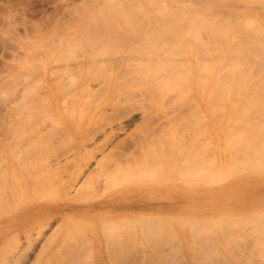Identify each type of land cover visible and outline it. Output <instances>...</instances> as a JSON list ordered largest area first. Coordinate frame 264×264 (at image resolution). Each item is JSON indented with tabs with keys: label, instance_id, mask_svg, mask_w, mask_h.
<instances>
[{
	"label": "rangeland",
	"instance_id": "374dc122",
	"mask_svg": "<svg viewBox=\"0 0 264 264\" xmlns=\"http://www.w3.org/2000/svg\"><path fill=\"white\" fill-rule=\"evenodd\" d=\"M159 1L161 5L168 7L170 13L176 10V13L184 15L181 20L185 19L177 21V27L181 30L175 28L177 33L179 31L178 35L174 30V34L168 36L165 31L161 32L164 38L161 34L157 35L166 39V47L161 45L165 43H161L160 39V43H154L157 39L152 40L153 36L151 40L149 36V39L146 38L149 32H144L145 26L147 25L148 30V25L151 24L144 20V13L146 12V16L148 13L154 15L155 25L158 24L159 29L163 25L159 18L163 19L166 15L173 18L172 15L176 14H169L167 11L162 14L163 9L155 12L158 6L151 9V3L155 4L154 0H0V18L4 17V20H0V77L5 78L1 77L3 81H0V166L7 172V175L0 172V264H264V123L263 126L260 125L263 128L259 134L253 133L256 128L250 126L251 122L256 125L260 120L264 121V104L261 105L264 97L260 95L256 99L264 92L263 87L260 88L262 92H257L259 82L261 85L264 82L257 81L258 78L247 80V86L246 81H241L242 84L246 83V90L241 87L243 85H239V90L245 93L239 91L237 97L210 94L209 86H204L197 77L198 65L194 61L203 47L200 48V41L197 43L190 33L189 36L184 33H192L191 29L196 28L197 23L194 21L192 28L188 25L192 20H186L188 13L184 11V7L191 6L197 12L208 0L156 2L160 4ZM224 3L228 5L222 15L231 16L245 11L264 16L263 3L248 0H227ZM215 9L213 12L219 13L222 10L218 7L219 11ZM151 15L149 18L153 17ZM161 15L162 17H158ZM203 16L205 22H209L212 13H203ZM82 17L88 18L84 20ZM76 21L80 23L75 24ZM46 22L52 25L47 26V35L44 36L40 32L46 28L42 29ZM155 25L152 27H156ZM23 26L28 30L34 26L31 32L25 29L31 35L27 36L25 32V37ZM35 26L41 27L39 32ZM162 29H165L164 26ZM203 30L207 41V29L203 28L202 32H198L203 34ZM33 31L36 36L32 34ZM15 35L18 39L14 41ZM42 35L45 39L47 37V41ZM173 35L181 37H175L178 42ZM199 36L201 35L198 38ZM11 37L14 38L11 40ZM203 37H200L201 41L205 40ZM23 38L28 43L37 45L35 49L41 48L39 55L47 51L48 58L51 55L50 61L44 62L43 57L40 60L37 56L40 49L34 58L30 56L35 49L30 48L33 45L27 46ZM86 38L88 41L85 43ZM90 39L93 40L91 43ZM23 44L26 45V50ZM45 44L47 49L43 46ZM91 44L96 48L93 49ZM178 45L183 48L181 51L177 48ZM197 47L200 48L199 55L197 51L195 57L187 53L188 49L194 50ZM27 48L31 49V53L26 52ZM177 49L179 52H176ZM13 52L19 57H14L16 54ZM152 52L156 54L154 57ZM202 53L199 56L200 62ZM164 54L165 59H160L161 62L165 60L164 67L170 69L175 65L180 66L183 67L180 70L184 69L183 73L190 67L187 82L184 78L189 93L184 91L186 85L183 84L184 88L178 85L180 77L187 75L179 69L174 72L177 67L167 70H173L172 74L169 72L167 75V68L159 65L160 60L157 58L158 72L152 70L153 67L156 69L155 57L158 55L161 58ZM88 55L93 60L90 59V63V60L87 63ZM204 57L201 64L208 62ZM209 59L211 62L214 60L213 53ZM108 61L113 62V65ZM125 61L128 63L126 66ZM40 62L43 68L40 67ZM6 63L14 65V69L9 66L11 71L9 67L8 70ZM74 63H79L78 69ZM108 63L111 67L107 66ZM31 64L43 69V72L39 68H36L37 71L33 70L35 68ZM148 64L154 66L150 67ZM114 66L119 68L115 69ZM160 66L164 68L166 78L170 77L167 79L170 81H167L169 88L166 78L163 81L162 73L159 74L163 72L159 69ZM105 68H109L111 72ZM132 69V74L137 76L132 75L131 78L129 76ZM25 70L35 76L30 74L34 81L29 79L32 82L28 83L24 77L23 82L18 79L22 78ZM104 70L107 77L103 76ZM50 72L56 76L52 73L50 77ZM154 73L160 76H154ZM27 74L25 72L24 75ZM86 74H94L97 79H92L93 76L90 77L91 80L85 79L88 77ZM14 75L17 77H12ZM173 79L178 80L177 83ZM155 80V87L159 86L157 89L153 86L156 85ZM159 80L171 92L163 94L161 91L159 94L164 89ZM255 83L257 87L253 85ZM152 93H157V96H152ZM129 94L134 99H130ZM176 94L183 96L178 100ZM250 97L252 100L256 97L253 101L256 106H251L252 102L251 105H246L250 103ZM114 107L118 109L113 110ZM128 110L132 111L127 112ZM255 112L259 116H255ZM116 113L120 115L117 116ZM129 116L131 117L128 119ZM113 117H124L122 123L125 129L115 130L113 141L107 142L111 135L108 120ZM101 122L108 123L105 135L103 132L98 133L102 128L100 126H105ZM117 122L113 123L114 129ZM242 125H247V128ZM98 126L100 130L96 129ZM94 131H98V134ZM253 134L257 137L256 141L250 137H254ZM91 135L94 137L87 140ZM243 137H247L248 141ZM94 151L98 152L96 163H92V174L86 171L74 191L70 190L67 194L62 190V183L69 179L72 168L80 159ZM122 198V203H117ZM34 206H38V209L33 210ZM161 206L167 208L162 209ZM45 207L52 209H45L40 217L34 218V214H39ZM55 207L63 209L55 211ZM27 209L29 211L26 214L24 212ZM31 213L33 215L29 216ZM40 222L46 224L43 234L40 233L43 226Z\"/></svg>",
	"mask_w": 264,
	"mask_h": 264
},
{
	"label": "bare ground",
	"instance_id": "6f19581e",
	"mask_svg": "<svg viewBox=\"0 0 264 264\" xmlns=\"http://www.w3.org/2000/svg\"><path fill=\"white\" fill-rule=\"evenodd\" d=\"M7 1V0H6ZM88 1V0H87ZM114 1V0H113ZM132 1V0H131ZM149 1V0H148ZM151 1V0H150ZM156 1H158V0H154V5H153V2L151 3L152 4V7L149 5V7H151V9H153V8H155V7H157L158 6V9H156V10H154L155 12L156 11H159L160 12V10L161 9H163V10H161V12H162V14L164 13V12H168L169 14H176V15H172V16H177L176 17V19L174 20L173 18H171L170 16L171 15H166V16H163V19H161V18H159L161 21H160V24H163L162 25V28H163V26H164V28L166 29V27L168 26L169 28H167L166 30L164 29H162L161 27V29L163 30V31H161V29H159V27H157V25H155L156 24V19H155V17H154V15H151V14H149L148 13V16H146V12L144 13L145 15H144V20H146L147 22L149 21V24H151V25H148L149 27H148V30L149 29H151V30H146L147 28V25L145 26V29H144V32L146 31V34H148V32H149V34L147 35V37L146 38H148V36H149V38H150V40H151V36H153L152 37V40L153 39H157L156 41H158V42H154V43H160V41H161V43L163 42V43H165V44H161V45H164L165 47L167 46L166 45V43L167 42H165V40H163L162 38H164L165 36L162 34V33H167V36L168 35H172V33H173V30H174V33H175V31L177 30V24H179L178 22H181L182 20H185V19H182L181 20V18H183V14L181 15V14H179V13H176L175 11L176 10H170L172 13H170L168 10V7H165V6H163V5H161L162 3H161V1H159L160 2V4H158V2H156ZM224 1H227V0H208V1H206V3H204V4H202L201 6L202 7H200L199 8V10H197V12H194V8L193 7H191V6H185L184 7V9H186V10H184L185 12L187 11V15L189 16V18H188V16L186 15L185 17H187L186 18V20L188 21L189 20V22H190V20H192V22H190V23H188V25H191V28L194 26V24H195V22L197 21V23L195 24V27L196 28H193V29H191L193 32L191 33V32H188V31H186V32H184L185 33V35H190L192 38L193 37H195L194 39L195 40H197V43L200 41V43L199 44H201L200 45V48L201 47H203V49L202 50H200V51H202V52H204V53H202L203 54V57H204V59H206V61L208 60V62L206 63L205 61H204V64H201L202 63V61H203V57L201 58V62H200V57L199 56H201V53L200 52H198L199 51V49L200 48H198L197 47V49H188V51H187V53H189V54H191L192 56H196L197 54L196 53H198V55H199V53H200V55L199 56H197L198 58L196 59H194V61L195 62H197V63H195V64H197L198 66H200V69L198 68V66H197V69H198V73H197V77H199V79L203 82V84H204V86L206 85L207 87L209 86V93L210 94H214V95H218V94H224V95H235V97H237L236 95H238V93H239V85H243V86H241L242 88H243V90L245 91L246 89H245V84L247 83V86H248V81L247 80H253V79H257L258 78V80L257 81H259V80H261L262 82H264V16H263V14L261 15V14H257V13H255V12H251V13H248V12H245V11H243L242 13H240V11L236 14V15H231V16H227V15H222L221 13H223L224 14V12H222V11H224V8H225V6H227L228 5V3H224ZM249 2L251 1V2H253V3H263L264 4V0H248ZM14 3V2H13ZM158 5H157V4ZM12 4V3H11ZM91 4V3H90ZM97 4V3H96ZM16 5V4H15ZM88 5V4H87ZM92 5V4H91ZM98 5V4H97ZM156 5V6H155ZM160 5V6H159ZM56 6V5H55ZM90 6V5H89ZM92 6H94V5H92ZM92 6L90 7V8H92ZM119 6H120V4H119ZM154 6V7H153ZM220 6V7H219ZM88 7V6H87ZM160 7H162V8H160ZM164 7H165V9H164ZM215 7H216V9H215ZM217 7H218V9H220L221 10V8H222V10H221V12H213V9H215L216 11H219L218 9H217ZM7 8H8V6H7ZM15 8V7H14ZM36 8V7H35ZM89 8V7H88ZM98 8H99V6H98ZM167 8V9H166ZM9 9V8H8ZM56 9V8H55ZM10 10H12V9H10ZM14 11V10H13ZM25 11V10H24ZM206 11V12H205ZM57 12V11H56ZM143 12V11H142ZM166 12V13H167ZM207 12H211L212 13V17H211V20L209 21V22H205L206 21V19H204V16H203V13H207ZM29 13V12H28ZM31 13V12H30ZM85 13V12H84ZM124 13V12H123ZM86 14V13H85ZM118 14V13H117ZM121 15V14H120ZM123 15V14H122ZM150 15L151 16H153V17H151L153 20H151L150 21V19L151 18H149L150 17ZM160 15V14H159ZM179 15V16H178ZM182 16V17H181ZM206 16V15H205ZM14 17V16H13ZM23 17V16H22ZM90 17V16H89ZM146 17H148L149 18V20H148V18H146ZM158 17H162V15L161 16H158ZM165 17H167V18H165ZM180 17V18H179ZM4 18V17H3ZM1 19L0 18V20H4V19ZM88 18V17H87ZM86 18V19H87ZM91 18V17H90ZM118 18L120 19V17L118 16ZM168 18L170 19V21L168 20ZM76 19V18H75ZM78 19H80V18H78ZM81 19H84V20H86L85 18H81ZM80 19V20H81ZM115 19H117V15L115 16ZM132 19V18H131ZM131 19H129V20H131ZM173 19V20H172ZM178 19H179V21H178ZM203 21H202V20ZM5 20H6V18H5ZM24 20H26V19H24ZM24 20H22L23 22H27V21H24ZM28 20V19H27ZM49 20V19H48ZM52 20H54L55 21V19H52ZM60 20V19H59ZM77 20V19H76ZM79 20V21H80ZM84 20H81L82 22H84ZM162 20H163V22H162ZM34 21V20H33ZM58 21V20H57ZM114 21H116V20H114ZM131 21H133V20H131ZM153 21V22H152ZM165 21H167V23L165 22ZM178 21V22H177ZM195 21V22H194ZM2 22V21H1ZM5 23H6V21H4ZM3 22V23H4ZM10 22V21H9ZM51 23H52V21H50ZM81 22V23H82ZM86 22V21H85ZM128 22L129 21H127V23L126 24H128ZM151 22V23H150ZM31 24L30 25H33V22H30ZM37 23V22H36ZM58 23V22H57ZM73 23H75V22H73ZM72 23V24H73ZM80 22H78V21H76V23L75 24H79ZM153 23V24H152ZM173 25H172V24ZM175 23H176V26H175ZM193 23V24H192ZM9 24V23H8ZM12 24H13V22H12ZM29 24V23H28ZM27 24V25H28ZM75 24H73V25H75ZM148 24V23H147ZM165 24H168V25H165ZM171 24V25H170ZM23 25V24H22ZM26 25V26H27ZM35 25V24H34ZM50 26V25H52V24H48L47 22H46V24H43V26H42V29H43V27H45L46 26V28L44 29V30H42L40 33L41 34H43L44 36L45 35H47V29L49 28V27H47V26ZM152 25L154 26H156V27H154V28H156V29H154L153 27H152ZM1 26V25H0ZM25 26V27H26ZM29 26V25H28ZM39 26V25H38ZM172 26V27H171ZM173 26H174V28H173ZM22 27V26H21ZM24 27V26H23ZM24 27V35H25V37H26V34H27V32H26V30H28V29H26ZM30 27V26H29ZM34 27V26H33ZM32 27V28H33ZM139 27V26H138ZM151 27V28H150ZM32 28H30L28 31H30L31 32V29ZM35 28H37L36 26H35ZM40 28L41 27H39V28H37L36 30L38 31V30H40ZM140 28V27H139ZM172 28V29H171ZM175 28H176V30H175ZM201 28V29H200ZM207 29V34L209 35V37H208V40L206 41V39H205V37L207 38V35L205 36V34L206 33H204V30H203V34L201 33L200 34V32H202L201 30L202 29ZM10 29V28H9ZM26 29V30H25ZM50 29H51V27H50ZM154 29V30H153ZM158 29L160 30L159 31V33H158ZM180 28H178V30H179ZM12 30V29H11ZM15 30V29H14ZM157 30V31H156ZM167 30H169V31H167ZM172 30V32H170ZM188 30H190V26H189V29ZM200 30V32H198ZM46 33H44V32ZM150 31H152V34L153 35H151L150 33ZM155 31V33H153ZM165 31V32H164ZM179 31H181V30H179ZM179 31H178V33H179ZM197 31V32H196ZM25 32H26V34H25ZM34 32L35 31H33V35L34 36H36V34H34ZM39 32V31H38ZM162 32V33H161ZM169 32V33H168ZM187 32H188V34H187ZM195 32H196V36H194V34H195ZM14 33H16V32H14ZM138 33V32H137ZM171 33V34H170ZM173 33V34H174ZM178 33H177V31H176V35H178ZM190 33V34H189ZM17 34V33H16ZM135 34V33H134ZM133 34V35H134ZM140 34V33H139ZM163 36L162 38H159V36H161V35ZM18 35V34H17ZM28 35H31V33H29V34H27V36ZM32 35V37H34ZM42 35V36H43ZM132 35V36H133ZM157 35H159V36H157ZM176 35H173V38L176 40V39H178V38H181V37H178V36H176ZM181 35V34H180ZM184 35V34H183ZM198 35H201V36H199V38H198ZM202 35L204 36L203 38L205 39L204 41L202 40H200V37H201V39H202ZM43 36V38L45 39V37ZM131 36V37H132ZM155 36V37H154ZM1 37V36H0ZM15 37H16V35H15ZM24 37V38H25ZM30 37V36H29ZM29 37H28V39H29ZM38 37V36H37ZM94 37V36H93ZM98 37V36H97ZM97 37H96V39H97ZM134 37H136L135 35H134ZM175 37H178V38H175ZM183 37V36H182ZM14 38V37H13ZM12 37H11V40L13 39ZM23 38V39H24ZM31 38V37H30ZM40 38V37H39ZM99 38V37H98ZM143 38V37H142ZM148 38V39H149ZM170 38H171V36H170ZM197 38V39H196ZM4 39V38H3ZM8 39H10V37H8ZM18 38L16 37L15 39H14V41L15 40H17ZM22 39V38H21ZM27 39V38H26ZM31 39H33V38H31ZM36 39V38H35ZM38 39V38H37ZM36 39V40H37ZM41 39V38H40ZM89 39V38H88ZM92 39V38H91ZM90 39V43H91V41H93V40H91ZM130 39V38H129ZM132 39H134L133 37H132ZM137 39V38H136ZM139 39V38H138ZM145 39V38H144ZM159 39H160V41H159ZM7 40V39H6ZM5 40V41H6ZM19 40H20V37H19ZM34 40V39H33ZM46 41H47V37H46V39H45ZM100 40H103V39H101L100 38ZM131 40V39H130ZM135 40V39H134ZM180 40V39H179ZM199 40V41H198ZM35 41V40H34ZM84 41H85V43H86V41H88L87 40V38H86V40L84 39ZM132 41V40H131ZM130 41V42H131ZM144 41V40H143ZM177 41V40H176ZM175 41V42H176ZM206 41V42H205ZM3 42V41H2ZM17 42V41H16ZM23 42H25V44L27 45V46H29V44H30V42L28 43V41L27 40H23ZM28 44H27V43ZM44 42V41H43ZM60 42H61V40H60ZM94 42H95V40H94ZM103 42V41H102ZM134 42V41H133ZM137 42V41H136ZM135 42V43H136ZM149 42V41H148ZM151 42V41H150ZM178 42V41H177ZM11 43V42H10ZM10 43H8V44H10ZM31 43H33L32 41H31ZM41 43V42H40ZM54 43H55V41H54ZM90 43H88V45L90 44ZM99 43H101L100 41H99ZM103 43H105V42H103ZM135 43H134V45H135ZM141 43H142V41H141ZM141 43L139 44V45H141ZM153 43V42H152ZM6 44V43H5ZM5 44L3 45V47L5 46ZM20 44V43H19ZM63 44V43H62ZM84 44V43H83ZM95 44V43H94ZM98 44V43H97ZM7 45V44H6ZM11 45H14V44H12L11 43ZM17 44H15V46H16ZM26 45H24L23 44V48L26 50ZM31 45H33V44H30V46ZM92 45V44H91ZM129 45V44H128ZM147 45H149V44H147ZM154 46H155V44H153ZM156 45H159V44H156ZM2 46V45H1ZM9 46V45H8ZM8 46H6V47H8ZM17 46H19V45H17ZM29 46V47H30ZM37 46V45H36ZM35 45H33L32 47H30V48H32V49H35L34 47H36ZM40 46V45H39ZM44 47L46 46V44L45 45H43ZM83 46H85V44L83 45ZM152 46V45H151ZM160 46V45H159ZM163 46V47H164ZM179 47H177V48H179L180 49V51L183 49H181V45H178ZM197 46H199V45H197ZM19 47H21V46H19ZM41 47V46H40ZM89 47V46H88ZM91 47V46H90ZM89 47V48H90ZM92 47H93V45H92ZM132 47V46H131ZM138 47V46H137ZM136 47V48H137ZM156 47V46H155ZM155 47H154V49H155ZM161 47V46H160ZM165 47H164V49H165ZM176 47V46H175ZM174 46H172V48H175ZM10 48V47H9ZM18 48V47H17ZM82 48V47H81ZM96 48V47H95ZM94 47H93V49H95ZM128 48V47H127ZM130 48V47H129ZM128 48V49H129ZM142 48V47H141ZM153 47H151V49H152ZM171 48V47H170ZM21 49V48H20ZM28 50L26 51V52H30L31 53V49L29 50V48H27ZM40 49V50H39ZM39 49H35L34 51L35 52H32V53H34L33 55H30V56H33V58H34V55L38 52V50H39V52L37 53V56L40 58V60H41V58L43 57V61L44 62H48V60L51 58V55L49 56L50 58H48V54H47V51H44V50H42V54H43V56H42V54H40L39 55V53L41 52V48H39ZM45 49H47V46L45 47ZM52 49H54L55 50V48H52ZM56 49H57V46H56ZM67 49V48H66ZM91 49V48H90ZM134 49V48H133ZM139 49V48H138ZM150 49V52L152 51ZM161 49L163 50V48L161 47ZM168 49V48H167ZM6 50H8V48H6ZM12 50H13V47H12ZM17 50V49H16ZM22 50V49H21ZM24 50V51H25ZM50 50V49H49ZM86 50V49H85ZM141 50V49H140ZM174 50V49H173ZM172 50V51H173ZM15 51V50H14ZM61 51H63V50H61ZM64 51H66V50H64ZM78 51V50H77ZM77 51H75L76 53H77ZM137 51V50H136ZM143 51V50H142ZM158 51H160V49L158 50ZM157 51V52H158ZM165 51V50H164ZM179 52V50L177 49L176 50V52ZM197 51V52H196ZM7 52V51H6ZM20 52V51H19ZM25 52V53H26ZM51 52H52V50H51ZM156 52V53H157ZM165 52H167V51H165ZM174 53H176L175 51H173ZM196 52V53H195ZM13 53H15L16 54V52H13ZM13 53H9L10 55L12 54V56H14L15 54H13ZM60 53V52H59ZM58 53V54H59ZM74 53V52H73ZM86 53H87V51H86ZM99 53V52H98ZM139 52L137 51V54H138ZM153 53V52H152ZM213 53V56H214V60L211 62V60L209 59V57L211 56V54ZM61 54V53H60ZM79 54V53H78ZM96 53H94V55H95ZM140 54V53H139ZM158 55H159V52L157 53ZM160 54H161V51H160ZM168 54H170L169 52H168ZM168 54H167V60L169 59L168 57ZM196 54V55H195ZM204 54H206V55H210V56H206V55H204ZM26 55H28L27 53H26ZM80 55H81V53H80ZM135 55V54H134ZM134 55H132V56H134ZM151 55H153V57L156 55V54H151ZM156 56L155 57V66H156V69L153 67L152 68V70L154 71H157L158 72V69H157V66L159 67V65H163L164 64V61H162L161 62V60L160 59H165L164 58V56H166L165 54L163 55V57H159V56ZM162 55V54H161ZM5 56V55H4ZM22 56V55H21ZM29 56V55H28ZM37 56H35L36 57V59H37ZM58 56H60V55H58ZM82 56V55H81ZM89 56V55H88ZM86 57V59H87V63H88V61L92 58V57H94L92 54H91V56L92 57ZM96 56H97V54H96ZM95 56V57H96ZM138 57H139V55H137ZM143 56V55H142ZM11 57V56H10ZM14 57H19V55L17 56V54L14 56ZM26 57V56H25ZM78 57H79V55L77 56V59H78ZM98 57V56H97ZM207 57V58H206ZM16 58H15V60H16ZM23 58V57H22ZM21 58V59H22ZM28 58V57H27ZM30 58H32V57H30ZM32 58V59H33ZM57 58V57H56ZM61 58V57H60ZM89 58V59H88ZM130 58H131V56H130ZM144 58V57H143ZM159 59L160 60V63H159V65H157L158 64V62H159V60H157L156 61V59ZM35 59V60H36ZM58 59V58H57ZM56 59V60H57ZM136 59L137 58H135V61H136ZM162 59V60H163ZM18 60V59H17ZM30 60V59H29ZM55 60V59H54ZM81 61H82V59H80ZM92 60V59H91ZM91 60L89 61V63L91 62ZM111 60V59H110ZM113 60V59H112ZM115 60V59H114ZM119 60H121V59H119ZM133 60H134V58H133ZM150 61H151V59H149ZM153 60V59H152ZM166 60V61H167ZM199 60V61H198ZM20 61V60H19ZM32 61V60H31ZM31 61H29V63L31 62ZM39 61V60H38ZM38 61H36V62H38ZM50 61V60H49ZM93 61V60H92ZM127 61H128V58H127ZM14 62H16V61H14ZM23 62V61H22ZM34 62V61H33ZM57 62H58V60H57ZM80 62V61H79ZM83 62V61H82ZM81 62V63H82ZM107 62V61H106ZM109 62V61H108ZM115 62V61H114ZM153 62V61H152ZM152 62H150V63H152ZM157 62V63H156ZM167 62H170V61H167ZM191 62V61H190ZM200 63V65H199V63ZM19 63V62H18ZM86 63V64H87ZM111 65H113L112 63L113 62H109ZM108 63V65L107 66H109V67H111V65ZM116 63V62H115ZM125 66L128 64L126 61H125ZM142 63V62H141ZM140 63V64H141ZM149 63V64H150ZM166 63V62H165ZM188 63V62H187ZM206 63V64H205ZM4 64V63H3ZM34 64H36V63H34ZM38 64V63H37ZM42 64V62H40V67L42 66L41 65ZM43 64H45V63H43ZM74 64H76V63H74ZM74 64H73V66H74ZM78 65H79V63H77ZM76 64V67H77V69H78V65ZM83 64V63H82ZM81 64V65H82ZM91 64H93V62L91 63ZM148 64V65H149ZM153 64H154V62H153ZM152 64V65H153ZM8 64L6 63V68H8L9 66L11 67L12 66V69H14L13 68V66L14 65H8ZM21 65V64H20ZM29 65V64H28ZM56 65H57V63H56ZM87 65H89V64H87ZM115 65V64H114ZM116 65H117V63H116ZM152 65H149L150 67L152 66ZM161 65V66H162ZM165 65H167V63L165 64ZM169 65H170V63H169ZM31 66L33 67V68H35L34 67V65H32L31 64ZM44 66H46V64L44 65ZM70 66V65H69ZM106 66V67H107ZM118 66H120V65H118ZM117 66V68H119ZM141 66V65H140ZM147 66V65H146ZM154 66V65H153ZM161 66H160V68L159 69H161V70H163V72L161 71V72H159V74L160 73H162L161 75H162V77L161 78H166V76L163 74V73H165L166 74V72H167V70H170L171 71V68L172 69H174L175 67H177L176 65L174 66V67H171L170 69H168L167 68V66H165L164 67V65L162 66V67H164L165 69H166V72H164V68H161ZM170 66H172V64L170 65ZM189 66V64L187 65V67ZM9 67V68H10ZM15 67V66H14ZM57 67V66H56ZM68 67V66H67ZM72 69H73V67H72V65L70 66ZM70 67H68V68H70ZM105 67V66H104ZM134 67V66H133ZM133 67H129L130 69L131 68H133ZM136 67H137V65H136ZM149 67V68H150ZM180 67V66H179ZM177 67V68H175V71L174 72H176V69L178 70H180L181 68H183V67ZM9 68H8V70H9ZM26 67H24V69H25ZM37 68V67H36ZM36 68L35 69H33V70H35V71H37L36 70ZM39 68V67H38ZM37 68V69H38ZM41 68H43V67H41ZM82 68V67H81ZM90 68V66L88 67V69ZM113 68V67H112ZM114 68H115V66H114ZM117 68H115V69H117ZM142 68H143V66H142ZM145 68V67H144ZM196 68V67H195ZM40 69V68H39ZM54 69H55V67H54ZM58 69V68H57ZM56 69V71L57 72H59L58 70ZM61 69H63V68H61ZM64 69H65V67H64ZM67 69V68H66ZM65 69V70H66ZM87 69V68H86ZM105 69H107V68H105ZM115 69H114V72H115ZM134 69H138V68H134ZM134 69H132L133 70V72H131L132 70H130V75L131 76H129V77H133L134 75L132 74V73H134ZM140 69V68H139ZM186 69V68H185ZM189 69H190V67L188 68V70L186 71L185 70V72L183 73L182 72V70L184 71V69H182V70H180L184 75H187V76H183L182 75V77H183V79H182V77H180V82H178L179 84V86H181L182 88H184V86H183V84L184 85H186L185 86V88H184V91H187L188 92V89H187V83L185 84V82H184V78H186V77H188L189 75H190V72H189ZM5 70H7V69H5ZM18 70H19V68H18ZM27 70V69H26ZM23 71V75H22V78L21 77H19L18 79H21L22 80V82H23V79L24 78H26L27 80H28V83L31 81H29V79H32L33 80V78H32V76H34L31 72H30V74H32V76L27 72V71ZM68 70V69H67ZM66 70V71H67ZM108 71H109V68L107 69ZM129 70V69H128ZM142 70V69H141ZM10 71H11V68H10ZM16 71L17 70H15V72L14 73H16ZM20 71V70H19ZM40 71H42L43 72V69H40ZM39 71V72H40ZM45 71V70H44ZM89 71V70H88ZM106 70H104L103 72V76H106L105 75V72ZM146 71V70H145ZM160 71V70H159ZM169 71V72H170ZM179 71V72H180ZM7 72V71H6ZM13 72V71H12ZM21 72V71H20ZM19 72V73H20ZM25 72H26V74L27 75H24L25 74ZM53 72H55V71H53ZM53 72H50V74H49V76L51 77L52 76V73ZM64 72V71H63ZM109 72H111V71H109ZM152 72V71H151ZM156 72V73H157ZM167 72V75H169L170 73L172 74L173 73V70H172V72ZM178 72V73H179ZM189 72V73H188ZM2 73V72H1ZM0 73V74H1ZM8 73V72H7ZM6 73V74H7ZM87 73H89V72H87ZM91 73V72H90ZM93 73V72H92ZM112 73H113V71H112ZM129 72H127V74H128ZM9 75H11L10 74V72L8 73ZM43 73H41V75H42ZM53 74H55V73H53ZM109 74V73H108ZM146 74V73H145ZM152 74V73H151ZM159 74H156L155 75V73H154V76H160ZM176 74V73H175ZM180 75H181V73H179ZM189 74V75H188ZM202 74V75H201ZM18 75H20V74H18ZM78 75L79 74H77L76 75V77L78 78ZM87 75V74H86ZM94 75V74H93ZM92 75V76H93ZM125 75V74H124ZM129 75V74H128ZM133 75V76H132ZM180 75H178V77L180 76ZM43 76V75H42ZM54 76V75H53ZM55 76H56V74H55ZM54 76V77H55ZM58 76H60V75H58ZM88 77H85V79L86 78H89L90 80H91V78L90 77H92V76H90V75H87ZM121 76V75H120ZM119 76V77H120ZM137 75L135 74V76L134 77H136ZM157 76V77H158ZM165 76V77H164ZM171 76V75H170ZM201 76V77H200ZM1 77H3V76H1ZM1 77H0V81H3V79L1 80ZM9 77V76H8ZM12 77H17L16 75H14V76H12ZM24 77V78H23ZM35 77V76H34ZM107 77V76H106ZM122 77H123V75H122ZM121 77V78H122ZM139 77V76H138ZM4 78V77H3ZM53 78V77H52ZM95 78V76H93V78L92 79H94ZM99 78V77H98ZM160 78V77H159ZM160 78V79H161ZM175 78V77H174ZM5 79V78H4ZM25 79V80H26ZM35 79V78H34ZM95 79H97V77L95 78ZM94 79V80H95ZM104 79L106 80V78L104 77ZM156 79V78H155ZM158 79V78H157ZM156 79V80H157ZM162 79V80H163ZM167 79H170V77L168 78H166V83L168 84L167 85V87L169 86V83H170V81H168ZM172 79V78H171ZM176 79H177V77H176ZM198 79V80H199ZM25 80H24V82H25ZM26 80V81H27ZM37 80H38V78H37ZM51 80V79H50ZM133 80V79H132ZM136 80H137V78H136ZM156 80H155V82H156ZM183 80V82H181ZM187 78H186V82H187ZM199 80V83H200V85H202L201 84V81ZM34 81V80H33ZM163 81H165V79L163 80ZM163 81H162V83H163ZM169 83H168V82ZM173 81H174V83L176 82L177 83V81L178 80H174L173 79ZM172 81V82H173ZM241 81H243L242 83H244V81H246V83L245 84H242L241 83ZM256 81V83H257V85H258V82ZM32 82V81H31ZM87 82V81H86ZM100 82V81H99ZM127 82V81H126ZM125 82V83H126ZM154 82V83H155ZM261 82V83H262ZM85 83V82H84ZM88 83V82H87ZM138 83V81L137 82H135V85ZM159 83H160V80H159ZM165 83V82H164ZM165 83V84H166ZM173 83V84H174ZM181 83V84H180ZM196 83V82H195ZM239 83H241V84H239ZM256 83L255 84H253V85H255L256 87H257V85H256ZM83 84V83H82ZM89 84V83H88ZM87 84V85H88ZM164 84V85H165ZM172 84V83H171ZM238 84V85H237ZM84 85H86V84H83V86ZM127 85V84H126ZM140 85H141V83H140ZM177 85V84H176ZM194 85H196V84H194ZM261 84H260V82H259V87H258V91L257 92H262L263 90H261L260 91V88L261 87H263L264 88V85H263V83H262V85L260 86ZM26 86V85H25ZM131 86H132V84H131ZM134 86V85H133ZM138 86V85H137ZM153 86H154V88H158V87H155V86H157V82H156V85H154L153 84ZM160 86H163V84L161 85V83H160ZM173 87H174V85H172ZM197 86V85H196ZM199 86V85H198ZM252 86V85H251ZM27 87V86H26ZM84 87H86V89L88 88L87 86H84ZM83 87V88H84ZM102 87H103V85H102ZM136 87V86H135ZM152 87V86H151ZM164 87V86H163ZM166 87V86H165ZM165 87H164V89H162V90H160L159 91V94H160V92L161 91H163L162 93L164 94V93H169V92H171V91H169V89H168V91L165 89ZM170 87H171V85H170ZM201 87V86H200ZM82 88V89H83ZM91 88V87H90ZM99 88H101V86L99 87ZM104 88V87H103ZM102 88V89H103ZM117 88V87H116ZM136 88H138V87H136ZM162 87H160V89H161ZM169 88V87H168ZM86 89H84L85 90V92H86ZM119 89V88H118ZM121 89V88H120ZM155 89V90H156ZM170 89H172V87L170 88ZM174 89H176L175 87H174ZM179 89V88H178ZM33 90V89H32ZM32 90H30V91H32ZM83 90V91H84ZM87 90H89V89H87ZM91 90V89H90ZM96 90H98V88L96 89ZM104 90V89H103ZM117 90V89H116ZM153 90V89H152ZM166 92H165V91ZM183 90V89H182ZM242 90V89H241ZM242 90V91H243ZM254 90V89H253ZM30 91H29V93H30ZM36 91V90H35ZM38 91V90H37ZM100 91H101V89H100ZM100 91H98V92H100ZM141 91V90H140ZM154 91V90H153ZM178 91V90H177ZM198 91V90H197ZM203 91V89L201 90V92ZM242 91H240V92H242ZM243 91V92H244ZM252 91V90H251ZM88 92V91H87ZM90 92V91H89ZM91 92H92V90H91ZM97 92V91H96ZM256 92V93H257ZM28 93V92H27ZM93 93H94V95H95V92L93 91ZM189 93V92H188ZM203 93V92H202ZM245 93V92H244ZM244 93H241V95L243 96L244 95ZM98 94V93H97ZM96 94V95H97ZM154 93H152V96H154L155 94H157V93H155L154 95H153ZM158 94V96H161V95H159ZM185 94V93H184ZM22 95V94H21ZM31 95V94H30ZM36 95H37V93H36ZM177 95V94H176ZM179 95V96H178ZM177 95V97H178V100H179V98L181 97V95L183 96V94H178ZM186 95V94H185ZM260 95H263L262 97H264V92H262V93H260L258 96H257V98L256 99H259L260 97ZM128 96V95H127ZM127 96L125 97V98H127ZM155 96H157V95H155ZM154 96V97H155ZM219 96V95H218ZM227 96V97H228ZM23 97V96H22ZM128 97H130V94H129V96ZM227 97H226V99H227ZM259 97V98H258ZM208 98V97H207ZM212 98H214L215 99V96H213ZM230 98H232V97H230ZM234 98V97H233ZM248 98H249V96H248ZM255 98H254V100H252V98L250 97V99H251V101H250V103L248 102L246 105H251V102H252V105L251 106H256L255 104V102H253V101H255ZM130 99H134V98H131L130 97ZM217 99V98H216ZM219 99V98H218ZM221 99V98H220ZM238 99V98H237ZM127 100H128V98H127ZM100 101V100H99ZM130 101V100H129ZM128 101V102H129ZM135 101V100H134ZM30 102V101H29ZM257 102V101H256ZM258 102H260L259 100H258ZM133 103H136V102H133ZM255 103V104H254ZM261 103V102H260ZM238 104V103H237ZM245 104V103H244ZM262 104H264V103H261V105ZM222 105V104H221ZM241 105H242V103H241ZM257 106H260L259 104H257ZM98 107V106H97ZM96 107V108H97ZM117 107V106H116ZM116 107H114V109L113 110H116V109H118V108H116ZM134 107V106H133ZM263 108H264V106H263ZM259 110V109H258ZM125 111V110H124ZM123 111V112H124ZM130 111H132V110H128L127 112H130ZM114 112H116V111H114ZM117 112H118V110H117ZM122 111H120V113H121ZM122 112V113H123ZM126 112V111H125ZM106 113V112H105ZM115 113H113V115H114ZM253 114H255V116H259L258 115V113H253ZM257 114V115H256ZM106 115V114H105ZM104 115V116H105ZM116 115H117V113H116ZM120 115V114H119ZM119 115H117V116H119ZM123 115V114H122ZM112 116V115H111ZM128 116V114L125 116V117H127ZM134 115H132V117H133ZM105 117H107V115L105 116ZM131 116H129L128 117V119L130 118ZM104 118V117H103ZM103 118H102V121H103ZM107 118H109V116L107 117ZM105 119V118H104ZM126 119V118H125ZM134 119V118H133ZM122 120H124V117H113L112 119L110 118L109 120H108V122L110 121V123H109V127H110V134L111 135H109V137L107 138V142H112L113 141V137L115 136V130H119V131H123L124 129H125V125L122 123L123 121ZM127 120V119H126ZM107 120L105 119V121L104 122H106ZM115 121H118L117 122V127L115 126V129H114V125H113V123L115 122ZM261 122H262V120H260ZM104 122H101V124L103 123V124H105V128L103 127V125L102 126H100V128H101V130L99 129V126L96 128V129H98V130H100V132H98V133H104V135L106 134V126L108 125V123H104ZM258 122V121H257ZM261 122H259V123H256V125L258 126V124H259V126L258 127H256V125L255 124H252V123H254V122H251V124H250V126L251 127H253V129L254 128H256V129H254L255 131H253V133L254 132H261V129L263 128H261V126L260 125H262L263 126V123H264V121L262 122V124H261ZM133 123V122H132ZM128 126V125H127ZM243 126V125H242ZM242 126L240 127L241 129H243V128H247V125H245V126H243V128H242ZM249 126V125H248ZM249 126V127H250ZM244 130V129H243ZM242 130V132H244ZM252 130V129H251ZM260 130V131H259ZM96 131H94V133H97ZM97 133V134H98ZM259 134V133H258ZM94 135V134H93ZM93 135H91V137H89L87 140H89V139H91L92 137H94ZM255 135H256V133H255ZM254 134H253V136L254 137H252V135L250 136L252 139H253V141H256V136H255ZM243 138H247V137H243ZM94 139V138H93ZM255 139V140H254ZM260 139V138H259ZM259 139H257V140H259ZM86 140V141H87ZM245 141H246V139H244ZM247 141H248V138H247ZM252 140L250 141L249 140V142L250 143H252L253 142ZM261 142H262V140H261ZM254 143V142H253ZM82 144V143H81ZM82 146V145H81ZM260 146H261V143H260ZM79 148V147H78ZM262 148H263V146H262ZM261 148V149H262ZM80 150V149H79ZM95 152V151H94ZM89 152V154H86L84 157H82L81 159H80V161L72 168V170H71V172H70V174H69V179L67 178V180L66 181H64L63 183H62V190H64L65 192H67V194L69 193V191L70 190H73L74 191V189L76 188V186H77V184H78V182L85 176V174H86V171H89V174H92V170H91V168L93 167V165H92V163H96V161L95 160H97V157H96V155H97V152ZM126 152V151H125ZM124 152V153H125ZM80 153V152H79ZM134 153V152H133ZM126 156H127V153H126ZM130 156V155H129ZM127 159H128V157H127ZM132 159V158H131ZM95 161V162H94ZM117 161H118V159H117ZM113 162H115L114 160H113ZM121 163V162H120ZM1 166H2V164H0ZM0 166V167H1ZM2 169L0 170V172H2L4 175H7L6 173V171H4V167H1ZM95 169V168H94ZM12 171V170H11ZM2 174V175H3ZM1 176V175H0ZM2 178V177H1ZM0 178V179H1ZM1 181V180H0ZM119 201H117V203H119V202H121V201H123V198H122V200H120V199H118ZM125 200V199H124ZM109 203H111V202H109ZM122 203V202H121ZM116 205V204H115ZM121 205V204H120ZM159 205V204H158ZM157 205V206H158ZM154 206H156V205H154ZM38 206H34L32 209L34 210V209H38L37 208ZM163 206H161V208H162ZM168 207L169 208H171V206L170 205H168ZM52 209V207H45V208H42L41 209V211H40V213L38 214H34V218H37V217H40L39 215L40 214H42V212L45 210V209H47V210H49V209ZM165 208H167V207H163L162 209H165ZM61 210V209H63V208H61V207H58V208H54V210L55 211H58V210ZM64 209H67V207H65ZM118 209V208H117ZM124 210V209H123ZM28 209L24 212V213H28ZM114 211V210H113ZM44 213V212H43ZM110 213V212H109ZM30 215H33V213H31V214H29V216ZM23 216V215H22ZM125 219V218H124ZM123 219V220H124ZM40 225H42L43 224V226H41V228H40V233L41 234H43V232H44V227L46 226V224H44L43 222H40L39 223ZM31 235V234H30ZM19 243H20V241H18Z\"/></svg>",
	"mask_w": 264,
	"mask_h": 264
}]
</instances>
